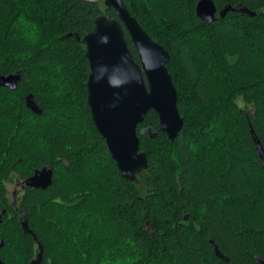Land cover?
I'll return each mask as SVG.
<instances>
[{
  "label": "trees",
  "instance_id": "trees-1",
  "mask_svg": "<svg viewBox=\"0 0 264 264\" xmlns=\"http://www.w3.org/2000/svg\"><path fill=\"white\" fill-rule=\"evenodd\" d=\"M121 1L170 55L183 118L169 141L157 114H146L136 133L147 168L134 181L122 178L86 98L83 38L97 17L116 19L113 9L0 0V76L20 77L15 90L0 87V260L30 264L38 243L41 264L264 260V157L254 140L264 150V0H212V23L196 16L199 0ZM225 6L255 15L221 18ZM124 39L138 63L126 31ZM42 168L52 170L50 186L21 190Z\"/></svg>",
  "mask_w": 264,
  "mask_h": 264
},
{
  "label": "water",
  "instance_id": "water-1",
  "mask_svg": "<svg viewBox=\"0 0 264 264\" xmlns=\"http://www.w3.org/2000/svg\"><path fill=\"white\" fill-rule=\"evenodd\" d=\"M87 4L103 1L106 8H112L116 19L99 16L94 20V27L84 38L85 57L89 64L86 81V98L92 122L105 141L107 149L125 180L134 181L136 176L147 168L145 153L140 151L137 126L150 111L159 119L160 130L169 141H173L183 127V118L176 107V90L166 66L170 55L158 43L154 42L128 12L121 0H79ZM216 8L212 0H199L196 16L205 22L215 20ZM238 12L254 16L243 7L225 6L218 12L224 17L228 12ZM124 31L133 44L138 63H136L124 39ZM20 80L19 74L0 76V87L15 90ZM26 106L35 113L38 107L26 97ZM253 134V131H250ZM261 157L264 150L254 137ZM52 182V170L42 168L24 180L20 186L44 190ZM5 210L0 211V224ZM25 233L32 234L26 222L22 223ZM34 240L36 237L33 235ZM3 241L0 239V249ZM30 264H41L42 249ZM214 254L228 263L216 245ZM256 264H264L260 256L255 257ZM0 264H4L0 260Z\"/></svg>",
  "mask_w": 264,
  "mask_h": 264
},
{
  "label": "rangeland",
  "instance_id": "rangeland-1",
  "mask_svg": "<svg viewBox=\"0 0 264 264\" xmlns=\"http://www.w3.org/2000/svg\"><path fill=\"white\" fill-rule=\"evenodd\" d=\"M8 189H9V195L10 196H12V193H13V191H15V189L17 190L18 188H17V186L14 184H9L8 185Z\"/></svg>",
  "mask_w": 264,
  "mask_h": 264
},
{
  "label": "flooded vegetation",
  "instance_id": "flooded-vegetation-1",
  "mask_svg": "<svg viewBox=\"0 0 264 264\" xmlns=\"http://www.w3.org/2000/svg\"><path fill=\"white\" fill-rule=\"evenodd\" d=\"M12 194H14V193H12ZM15 195V194H14Z\"/></svg>",
  "mask_w": 264,
  "mask_h": 264
}]
</instances>
